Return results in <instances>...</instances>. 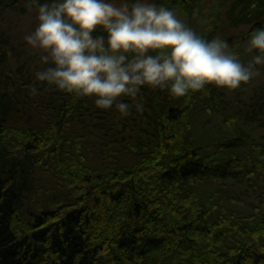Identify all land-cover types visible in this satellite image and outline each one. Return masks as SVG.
I'll use <instances>...</instances> for the list:
<instances>
[{"label": "trees", "instance_id": "obj_1", "mask_svg": "<svg viewBox=\"0 0 264 264\" xmlns=\"http://www.w3.org/2000/svg\"><path fill=\"white\" fill-rule=\"evenodd\" d=\"M159 2L246 61L243 38L264 27V0H216L212 24L204 0ZM21 5L38 8L0 0V19ZM38 57L1 36L0 264H264V83L245 112L215 85L144 86L122 115L36 80Z\"/></svg>", "mask_w": 264, "mask_h": 264}, {"label": "clouds", "instance_id": "obj_2", "mask_svg": "<svg viewBox=\"0 0 264 264\" xmlns=\"http://www.w3.org/2000/svg\"><path fill=\"white\" fill-rule=\"evenodd\" d=\"M30 2L39 22L24 39L48 64L35 70L36 80L93 98L101 109L115 106L122 115L132 110L123 97H137L144 86L176 97L207 85L235 90L264 65V27L244 41L246 61L232 42L201 35L159 0ZM100 30L106 35H95ZM31 91L37 94V84Z\"/></svg>", "mask_w": 264, "mask_h": 264}, {"label": "rangeland", "instance_id": "obj_3", "mask_svg": "<svg viewBox=\"0 0 264 264\" xmlns=\"http://www.w3.org/2000/svg\"><path fill=\"white\" fill-rule=\"evenodd\" d=\"M215 6H216V0H204L203 13L205 14V16L201 18L200 20L202 24H212L214 22H217L218 17L216 15L219 14L218 13L219 9H213ZM221 16H222V13L220 17ZM222 18L223 19L220 23V26L222 27L220 28L219 26L220 30L223 29V27L227 26L225 16ZM38 22H39L38 21V8H35V7L21 5L15 11L9 10L7 12H4V14L2 15L0 19V38L3 34H5L7 37H9L11 41L18 43L20 48L25 50L28 55L32 54V52L33 53L37 52L39 57H41L43 53L39 52L36 49H33L30 45H28L27 41L24 39L25 34L33 31L36 25L38 24ZM219 22H220V19H218L217 23ZM248 29H249L248 27H240L237 30L235 29L227 30V32L225 31L226 32L225 35L227 38H230L232 36L242 37L246 35V32L248 31ZM243 39L244 41L246 40L245 37ZM231 42L234 45L235 42L233 41ZM38 58H37V62H39L42 68L48 66V64H46L41 59L38 61ZM260 68H261V71L258 76H255L250 82L244 83L241 85L240 88H242V93L239 98H236L237 96L236 90L238 89L229 90L225 88H220V90L222 89L225 93L228 92V95L229 96L231 95L232 98L235 99V103H238V105L235 107V111L245 112L246 110L247 111L249 110V99L252 93V89L255 87L257 88L259 87V85H262L264 83V65L260 66ZM243 100L244 102H247V104L244 105ZM208 118L209 116H207L205 113L200 114V119H202L203 121ZM202 120H200V122H203ZM210 120H212L216 126H213L214 128L212 126L207 127L208 131L211 128H213L214 132L216 130H221L223 131V133H226L227 125L225 123V118H223V116L213 115L210 118ZM242 121L243 119L239 123H241Z\"/></svg>", "mask_w": 264, "mask_h": 264}]
</instances>
